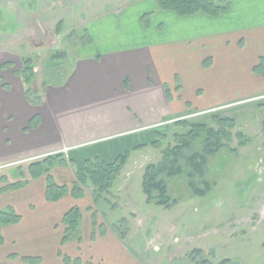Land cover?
<instances>
[{
    "label": "crops",
    "instance_id": "0c3cea01",
    "mask_svg": "<svg viewBox=\"0 0 264 264\" xmlns=\"http://www.w3.org/2000/svg\"><path fill=\"white\" fill-rule=\"evenodd\" d=\"M228 1V11L212 16L179 15L156 0L144 7L126 0L85 19L90 44L78 49L59 84L46 86L41 104L26 100L21 81L0 89V210L13 207L20 215L17 223L0 226V263L32 257L38 260L27 264H66L59 252L63 215L81 198L66 193L46 200L47 174L59 185L70 183V166L100 157L95 151L106 156L119 144L108 143L115 137L142 144L136 141L183 115L264 94V75L253 71L264 57V0ZM101 144L108 145L91 151ZM64 147L68 152L59 154L67 167L52 160L49 172L30 175V162ZM110 236L109 255L114 250L119 259L102 250L88 262L93 254L81 260L79 250L78 264H140L122 257L119 240Z\"/></svg>",
    "mask_w": 264,
    "mask_h": 264
},
{
    "label": "rangeland",
    "instance_id": "374dc122",
    "mask_svg": "<svg viewBox=\"0 0 264 264\" xmlns=\"http://www.w3.org/2000/svg\"><path fill=\"white\" fill-rule=\"evenodd\" d=\"M124 1L0 0V89L21 81L24 91L32 86L42 95L47 85L59 84L78 49L90 44V32L83 30L85 19L114 11ZM131 1L135 5L130 6L144 7L152 0ZM225 2L230 5L228 0ZM149 21L150 18L142 23L148 27ZM57 53L65 55L56 59L52 66L51 58ZM25 59L31 60L34 74L29 85L16 75V71L24 68ZM181 118L191 127L201 123L218 132V120L228 118L233 122L226 129L229 137L226 132L220 133L223 146L207 156L203 177L195 175L191 178L188 175L191 168L181 161L182 174L159 176L165 181L167 195L175 199L176 204L165 208L157 205L155 200L146 202L141 185L145 167L159 164L166 147L176 145L174 132L189 129V125H176L177 121L155 128L161 140L157 148L150 145L156 136L154 132L152 137L136 141L145 142L146 146L130 151L107 192L98 191L90 180L79 184V167L74 168L72 164L69 171L74 177L64 185L68 189L80 185L83 193L76 198H81L76 204L80 210L78 226L62 244L61 256H70L72 260L78 258L75 262L78 264L80 253L81 260L93 254V258L86 259L91 262L105 250L107 258L119 259V253L114 250L109 255L110 234H113L121 244L122 257L127 255L140 264H196L192 257L199 264H203L202 261L218 264L224 259L236 264H264V94L228 106L195 111ZM206 138L207 134L200 133L192 142L191 150H185V153L203 152ZM124 139L127 137L110 140L108 143L113 146L119 144L112 151L107 148L106 156L95 153L109 161L140 145ZM107 145H95L90 149L94 151ZM53 160L60 161L58 158ZM30 163L43 166L41 159ZM67 163L61 164L67 167ZM190 183L200 190L205 189L206 183L210 189L202 195L194 194ZM67 194L71 195L70 192ZM122 219L128 226L124 239L114 230ZM75 253L76 256H72ZM22 261V264L28 263L24 258Z\"/></svg>",
    "mask_w": 264,
    "mask_h": 264
},
{
    "label": "trees",
    "instance_id": "16d2710c",
    "mask_svg": "<svg viewBox=\"0 0 264 264\" xmlns=\"http://www.w3.org/2000/svg\"><path fill=\"white\" fill-rule=\"evenodd\" d=\"M158 7L162 10L174 11L179 15H190L195 12H203L208 15H218L227 10L228 4L225 0H156ZM85 37V35H84ZM88 41L90 40L88 35H86ZM64 53H57L52 58L51 65L53 66L54 61H58L59 58L64 57ZM31 60L25 59L23 61L24 68L20 71H16V75H20L23 78L24 84H30L33 82V71L31 66ZM253 71L258 75H264V57H260L258 63L254 66ZM26 100L32 105H39L42 103V95L34 90V87H28L24 91ZM220 123V132L215 131L211 128L206 127L204 124L198 123L191 127L190 123L187 121L178 120L176 125H181L186 127L189 125V129L186 131L174 132V138L176 139V145L168 146L163 151L162 161L157 164H148L143 173L142 177V192L146 198V202H151L155 200L157 205H160L165 208H170L176 204V200L170 198L167 195V187L164 179L159 178V176L164 175L165 177H174L183 173V169L180 165V162H185L190 168L191 172L188 174L191 178L195 175L203 177L207 163V156L213 155L223 144L221 143V132L228 133L226 131L227 127L232 126V120L228 118H223L218 120ZM37 123V119L34 118L30 121L32 127ZM200 133L207 134L205 139L203 152H190L191 154L187 155L185 150H191L192 142L200 136ZM156 136L153 141L150 142L152 147H159L160 143V134L155 133ZM228 133V137H229ZM163 137V135H162ZM227 137V138H228ZM146 146L145 143L134 146L131 149L125 150L123 153L119 154L115 159L106 161L99 156H94L85 160L84 165L79 167L77 170V178L79 184L88 183V180L92 181L98 191H109V186L113 179L120 173L123 166L125 165L131 150H136L141 147ZM60 154L48 155L42 164L32 163L30 165V175L38 176L49 171L51 166V161L54 158H59V163H64L65 161L60 157ZM51 159V160H50ZM47 160V161H46ZM103 181L105 183L101 184ZM190 186L194 194L202 195L207 190L210 189L209 185L205 183V189L200 190L194 186L193 183H190ZM70 192L71 196L74 198H79L82 195V190L80 185H73L71 189H68L66 185L57 184L50 175L46 176V188H45V198L48 201H57L64 194ZM80 218V210L75 205L72 206L67 212L63 215V224L65 226L64 233L61 239V244L66 242V239L71 232L75 231L78 226ZM20 220V215L14 210L13 207H7L0 210V226L4 224L17 223ZM120 225V226H119ZM114 227L117 235L124 239L127 234V221L122 219L120 224ZM124 229H123V228ZM2 243V238L0 236V244ZM61 254V253H60ZM64 262L69 264L70 258L63 255ZM193 261L196 264H199L198 261L193 258ZM28 262H35L38 258L28 257L25 259ZM78 258L73 260L76 262ZM79 261V260H78ZM206 261H202L204 264ZM2 264V263H0ZM218 264H236L232 263L229 259H224Z\"/></svg>",
    "mask_w": 264,
    "mask_h": 264
},
{
    "label": "built area",
    "instance_id": "2783aa9c",
    "mask_svg": "<svg viewBox=\"0 0 264 264\" xmlns=\"http://www.w3.org/2000/svg\"><path fill=\"white\" fill-rule=\"evenodd\" d=\"M68 149H69V148L64 147L61 151H63V152H67Z\"/></svg>",
    "mask_w": 264,
    "mask_h": 264
}]
</instances>
